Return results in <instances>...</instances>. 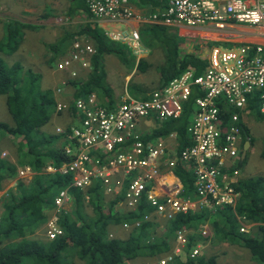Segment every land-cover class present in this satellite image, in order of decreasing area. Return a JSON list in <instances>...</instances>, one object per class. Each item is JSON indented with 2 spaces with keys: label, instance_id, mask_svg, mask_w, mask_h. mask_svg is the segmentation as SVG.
<instances>
[{
  "label": "built area",
  "instance_id": "2783aa9c",
  "mask_svg": "<svg viewBox=\"0 0 264 264\" xmlns=\"http://www.w3.org/2000/svg\"><path fill=\"white\" fill-rule=\"evenodd\" d=\"M84 1L87 11L97 20L112 24L143 22L129 10L125 0ZM149 21L215 33L225 32L237 23L252 27L253 34L264 38V0H165L162 13L150 14ZM104 36L129 49L134 57L144 53L138 33L132 28H112ZM221 46L210 47L201 58L206 61V68L200 75L194 77V70L187 68L144 100L124 94L117 103L104 106L95 93H90L70 102L55 103L54 112H68L72 122L67 128L54 129L56 135L64 138V161L57 167L48 164L44 168V173L67 180L52 198L54 210L44 226L48 241L61 235L58 214L70 208V191H84L93 183H99L104 196H121L117 204L120 209L132 212L143 205L152 209L133 225H123L125 229L138 227L152 216L169 220L189 211L212 213L222 206L235 207L240 195L235 190L239 178L234 166L239 160L242 125L249 114L248 99L256 100L257 112L264 117V43ZM94 53L84 38H74L68 57L56 62L54 69L67 70L69 78H76V71L70 68L87 70L89 57ZM61 91L57 89L56 93ZM191 95L194 98L186 128L188 146L175 155L174 133L143 142L141 128L146 132L150 120L160 124L178 118L181 103ZM177 166L192 175L195 199L180 196L181 185L172 173ZM161 169L168 174H160ZM22 170L29 173L27 168ZM167 175L172 181L165 184L162 180ZM237 225L240 233H247L250 227L243 223V217L238 218ZM201 234H205L204 230ZM185 243L184 233H175L172 255L184 258ZM197 254L198 246H194L188 257L193 259ZM169 260V256L163 257L156 264Z\"/></svg>",
  "mask_w": 264,
  "mask_h": 264
},
{
  "label": "trees",
  "instance_id": "16d2710c",
  "mask_svg": "<svg viewBox=\"0 0 264 264\" xmlns=\"http://www.w3.org/2000/svg\"><path fill=\"white\" fill-rule=\"evenodd\" d=\"M65 9L64 15L69 17L73 9L86 15V21L77 30L67 32L56 44L49 46L51 62L64 55L65 48L61 45L73 36L88 38L95 53L89 57V68L83 78H66V83L74 88L71 100L85 97L90 93H98L108 97L110 90L104 81L103 55H112L121 64L129 66L125 52L117 43L108 40L93 21L83 0ZM147 2V0H138ZM149 13H155L158 7H165L164 0H148ZM150 4L152 6H150ZM49 17L44 15L43 17ZM17 28L6 29L7 39L15 36L26 26L15 23ZM71 28L70 26H68ZM170 28L159 24H143L137 33L141 44L153 50L159 48L163 53L162 64L157 67L158 81L156 89L166 85L170 80L179 77L187 68H192L196 77L206 68V61L193 53L181 55L173 43ZM217 44V43H216ZM229 47L236 44H226ZM7 46H9L7 48ZM4 54L12 53L16 42L9 41ZM3 45L0 50L3 51ZM141 60L137 70L141 67ZM132 68V67H131ZM131 68H128L130 73ZM129 83V82H128ZM127 83V84H128ZM130 95L144 100L148 90L136 89ZM0 95L5 97V107L11 119L10 124L0 122V153L2 141L11 144L10 156L12 163L0 157V190L4 181L13 179L17 168H27L31 173L30 181L25 185L20 180L0 200V264H130L139 260L148 261L156 257H170L165 264H215L214 258L204 259L188 257L198 238V227L209 225L211 237L216 241L248 250L251 258L258 264H264V196L261 179L250 176L240 177L235 190L239 192L238 201L233 209L222 206L214 212L206 210L189 211L187 214H176L169 220L156 222L152 217L138 227L128 229L124 238L108 237L114 226L121 227L131 224L152 211L151 208L138 206L135 211L118 208L121 196L107 197L102 193L99 183H93L84 191L72 189L71 205L67 211L58 214L57 226L61 235L48 241L46 237L36 235L43 233L44 225L54 208L52 196L56 189L65 185L67 180L60 175L43 174L42 169L47 163L57 167L64 161L61 147L64 138L54 133H47L44 126L50 119L55 107L53 93L48 87H42L38 74L24 72L19 64L7 66L0 58ZM194 95L181 103V113L176 119L161 122L143 142L156 138L164 139L168 134L176 136L174 154L177 155L190 144L186 128L193 111ZM107 98V106L112 102ZM249 117L263 120L257 112V102L248 99ZM248 137L249 147L252 138L248 130L242 126ZM264 158V141L261 151ZM242 162L236 163V168ZM173 175L181 185L182 198L195 199L192 187V175L180 166L174 167ZM55 191V193H54ZM235 215L243 217L251 226L247 233L238 232ZM162 235H158L157 228ZM184 233V258L172 255V244L175 233Z\"/></svg>",
  "mask_w": 264,
  "mask_h": 264
},
{
  "label": "rangeland",
  "instance_id": "374dc122",
  "mask_svg": "<svg viewBox=\"0 0 264 264\" xmlns=\"http://www.w3.org/2000/svg\"><path fill=\"white\" fill-rule=\"evenodd\" d=\"M75 3H80V1L72 0L69 1L68 4L67 0H0V46L3 45L2 49H4L9 41L16 42V46H15L16 49L13 51V53L0 54V58L2 59L3 63L7 66H10L12 64H19L21 68L24 70V72L29 71L31 73L38 74L41 86L45 88L48 87L50 89V87H52L53 85L50 81V76L48 75V69L50 68L47 62H45L44 64V60L41 59V55H43V52L49 46L56 44V41L61 39L64 36V34L52 29L37 28V26H35L39 24L37 23L38 21L37 17L43 13L46 15H51V17H48L51 19L53 18L52 15H54V18H56L57 20H54L53 22L57 23V25H63L61 29H65L64 27L65 26L68 27L69 25L71 27L74 25V24L72 25L71 22L75 21L79 23V21L78 19H73L72 21L69 20L64 15V10L68 6H70L71 8V6H73ZM6 11L11 12L13 15H10V13H7ZM19 11H20V15H19ZM72 14L73 16L79 15L78 11L75 9H73ZM17 16L19 18L18 21H28V23L32 25V27L30 28L26 27L22 30H19L15 36H13L11 39H7L6 25L9 22L8 20H12L13 17H17ZM65 18H67L66 21L64 20ZM47 24H50V22H47ZM232 26L244 28V30H246V34H249V36H247L248 38H251L252 40H254V42L260 41L258 37L254 36L252 27L237 23H233ZM169 31L171 32L172 35L171 37H169V39L176 45L178 44V48L176 47V49L178 53H180L181 49H183L184 44H186V41L182 39V37L179 38L177 35H175L176 29L170 28ZM180 31L181 33L183 32V34L188 33L190 35L196 32L195 29H188V30L181 29ZM243 36L241 35V33L239 34V32L233 31L231 29L228 32L226 30L224 32L223 37H221L220 40H222L221 41L222 45L225 43L238 44L243 42V41H239V38ZM188 41L195 43L196 39L191 38ZM198 43L202 45V48L198 47L195 51H193V53L197 54V56L199 55L201 57H204L208 52L207 44L203 41H198ZM215 46L222 47L220 44H217ZM188 48H189L188 50H192L193 45L190 44ZM156 51L154 52L152 51L151 55L147 57V61H150V63L149 66L145 68L143 74L139 73L138 70L131 71V73H133L134 78L136 76L141 77L143 79V85L147 88H151V90H154L155 87H157V81H158V75L157 72L154 70V66L157 63L161 62L159 58L160 53L159 51H157L159 54L158 56ZM128 65L130 64L128 63ZM103 67H104V71H106L108 74V81L111 84V87L115 91L120 92L122 89V83L120 82H122V76L126 74L124 68L120 66L118 63H116L113 60L112 56L103 59ZM131 67H133L132 64L127 68H131ZM113 71L121 72L122 73L121 78L116 77V74H112ZM65 72L68 71L66 70ZM64 74H65L64 78H67L68 74L67 73ZM84 74L85 72L82 74V77L84 76ZM125 85L126 84H124V86ZM131 86L132 85L130 84L129 86L130 92L134 93L133 92L134 89L131 88ZM54 89L55 88L51 90L52 93L54 92ZM59 89L62 90L63 88H59ZM62 92H64V90ZM68 97H70V94L68 95ZM101 103L102 105L105 104L103 101H101ZM67 116H69V118ZM50 117H53V120L52 121L49 120L48 123L44 126V129L46 130V132H51L54 134H55L54 131L55 127L67 128L68 122H72V116L66 111L60 113H55L53 111ZM0 122L6 124L11 123V119L5 107V97L3 95H0ZM245 124L249 136L252 138V145L248 147L245 154V158L239 166V173L246 177L250 176L254 179L255 178L261 179L263 185V196H264V158L261 157V151L264 141V119L257 120L255 118L246 116ZM157 125L158 122L150 120L148 131H151ZM140 131L143 134H146V132L142 128L140 129ZM2 143L3 144H2L0 157L12 163L13 161L11 157H9L12 146L10 143L5 141H2ZM167 144L170 145L171 142H167ZM16 173L17 176H14L13 179H9L3 182L0 190V200L2 196H5V194L12 187L16 185L17 180H20L25 185L30 181L31 178L30 172L27 173L26 171L24 170L21 171L20 168H17ZM159 173L168 174V171L161 169ZM162 181L165 182V184H167L170 183L172 179L169 175H167ZM57 191L58 189H56V192ZM156 192L158 194L161 193L160 190H156ZM158 219H155V221L161 223V219L159 220ZM202 230H204L205 232L204 235L201 234ZM127 231L128 229L120 228L119 226H114L110 231V236L111 237L115 236L117 238H124L126 236ZM209 231H210L209 225L207 227L205 225H203L202 227H198L197 234L199 235L196 242L202 245V249H201L202 255H204L205 257L213 256L215 258L214 259L215 264H258L251 258L248 250L240 249L236 246H231L228 245L227 243L216 241L213 238H209L210 240L209 239L203 240V238L209 234ZM156 232L158 235H162L161 233L162 231L160 227L156 229ZM36 235L45 237L44 229H43V233H37ZM172 247H174V243L172 244ZM198 252H199V248H198ZM162 258L163 257H156L155 259L153 258L152 260L148 261L150 263H145L147 261L139 260L138 262L132 264H155L158 259H162ZM181 260H183L182 257ZM76 263L82 264L81 262L78 261ZM123 264H130V263L124 262Z\"/></svg>",
  "mask_w": 264,
  "mask_h": 264
},
{
  "label": "crops",
  "instance_id": "0c3cea01",
  "mask_svg": "<svg viewBox=\"0 0 264 264\" xmlns=\"http://www.w3.org/2000/svg\"><path fill=\"white\" fill-rule=\"evenodd\" d=\"M69 1H72V0H67V2H68V4H69ZM84 1V0H83ZM165 1V0H164ZM85 2V1H84ZM147 3H150L148 0H147V2H140V1H138V0H125V4L128 6V8H129V10L133 13V14H135V15H139V17H141V18H143V22L142 21H138V22H134V21H128V22H126V23H124V24H112L111 22H108V21H105V20H97V19H95V18H93V17H91L90 16V21L92 22L93 21V23L94 24H96L97 25V27L103 32V34H104V32H106V31H108V30H110V29H112V28H117V29H122V28H132L133 30H135L136 32L138 31V29H140L141 28V25H143V24H153L151 21H149V15L150 14H154V13H149V5H147ZM150 6H152L151 4H150ZM69 7V6H68ZM67 7V8H68ZM66 8V9H67ZM165 7H158V8H156L154 11H155V13H162V11H163V9H164ZM65 11V10H64ZM7 13H10V15H13L11 12H8V11H6ZM78 13H79V11H78ZM19 15H20V11H19ZM45 14H40L38 17H37V19H38V21H37V23H39V24H37V25H35V26H37V28H40V29H52V30H56V31H58V32H61V33H63V30L61 29V27L63 26V25H57V23H54L53 21L54 20H57L56 18H54V15H52V17L53 18H48V16L47 17H43ZM49 17H51V15H49ZM69 20H73V19H78V21H79V23L78 22H71V24L73 25V26H71V28H69V27H67V26H65L64 28L67 30V32H71V31H75V30H77V28H78V26H80V25H82L83 23H85V21L87 20L86 19V15L85 14H79V15H77V16H73V14L71 15V16H69V17H67ZM67 18H65V19H67ZM15 19V20H14ZM64 19V20H65ZM80 19V20H79ZM19 20V18H18V16L17 17H13L12 18V20H8L9 22H8V24L6 25V29H13V28H17V26L15 25V23H18V24H21V25H24V26H26V27H32V25H30L29 23H28V21H18ZM6 22V21H5ZM4 22V23H5ZM47 22H50V24H47ZM154 24H159V25H162V24H160V23H154ZM12 26V27H11ZM70 26V25H69ZM162 26H164V25H162ZM26 27H24V28H26ZM165 27H167V28H172V29H176V33H175V35H177L179 38H181L182 37V39H184L185 41H186V44H184V46H183V49H181V55H183V54H186V53H193V51H195L198 47H200V48H202V45L201 44H199L198 43V41H203V42H205L206 44H207V49L209 50V48L210 47H213V46H215V45H217V44H221L222 42V40H220L221 39V37H223V35H224V32H222V33H215V32H212V31H210V30H207V29H204L203 31H198V30H195L196 32L194 33V34H192V35H190V34H188V33H184L183 34V32L181 33V29H183V30H188V29H185V28H182V27H168V26H165ZM24 28H21L20 30H22V29H24ZM233 30V31H236V32H239V34L241 33V35L243 36V37H240L239 38V41H243V42H251V43H264V38H262V37H258L257 35H255L254 34V36H256V37H258L259 39H260V41L259 42H254V40H252L251 38H248L247 36H249V34H246V30H244V28H240V27H233V26H230L228 29H227V32L228 31H230V30ZM253 32H254V30H253ZM243 33V34H242ZM6 35L8 36V34L6 33ZM74 38H84L89 44H90V42H89V40H88V38L87 37H85V36H73V38L72 39H70V40H66L65 42H63V44L61 45V47H62V49H64L65 48V50H64V52H65V54L64 55H60L59 57H58V59L56 60V62H58L59 60H61V59H63V58H65V57H67V55H68V52H69V50H70V46H71V43H72V41H73V39ZM191 38H194V39H196V42L195 43H192V42H190V41H188L189 39H191ZM59 40H61V39H59ZM220 41V42H219ZM57 42V41H56ZM242 42V43H243ZM217 43V44H216ZM193 45V48H192V50H188L189 48H188V46L189 45ZM211 44V45H210ZM141 46L143 47V49H144V53L143 54H141V55H139L138 57H134L133 55H131V52H130V50L129 49H127L126 47H123V46H121V48H122V50L125 52V55H126V58H127V63H129L130 65L132 64L133 65V67L131 68V71H134V70H137L136 68H137V64H138V62L139 61H141V60H144V62L142 61V63H141V67H147V66H149V63H150V61H147V57H149V55H151V53H152V51L154 52V51H159V53H160V56H159V54H158V52H157V55L159 56V58H160V60H161V62L160 63H157L155 66H154V70L157 72V67H159L163 62H162V58H163V53H162V51L159 49V48H155V49H153V50H149V49H147V48H145L142 44H141ZM9 46H7V48H8ZM15 49H16V47H15ZM14 49V50H15ZM3 52H5V49H3V51H1L0 50V54H4ZM13 53V52H12ZM8 54H11V53H8ZM193 54H195V53H193ZM195 55H197V54H195ZM48 56V57H47ZM112 55H103V57H102V64H103V59L104 58H107V57H111ZM157 56V57H158ZM113 57V56H112ZM50 58H53L52 56H51V51H44L43 52V55H41V59H43L44 60V64H45V62H47L48 63V66H49V68L50 69H48V75L50 76V81H51V83L53 84L52 85V87H50V90H53V88H55L54 89V92H53V96H54V100H55V103L56 102H70L69 100H71V95H72V93H73V91H74V88L72 87V86H70V85H68L67 83H66V78H64L65 77V74L64 73H67L68 74V72H58V71H56L55 69H54V65H55V63L56 62H51L50 61ZM113 60L116 62V63H118L120 66H122L123 68H124V70H125V72H126V74L125 75H123L122 76V82H120V83H122V89H121V91L119 92V91H115L112 87H111V84L109 83V81H108V74H107V72L106 71H104V72H106L105 74H104V81H105V84L107 85V87L109 88V90H110V93H109V95H108V97H104V96H100L98 93H95L96 94V96L98 97V100H99V102L101 103V101H103L104 103H107V98H109L110 100L109 101H111L112 102V104H115V103H117L118 101H119V99L124 95V94H127L128 96H130V97H132V98H134V99H138V98H135V97H133V96H131L130 95V88H129V86H130V84L132 85L131 86V88H133L134 90H136V89H145V90H148L149 92L147 93V94H149L151 91H153V90H151V88H147V87H145L144 85H143V79L141 78V77H138V76H136L135 78H134V76H133V73H131V71H130V73L128 72V68L127 67H129V66H126V65H123V64H121L115 57H113ZM157 66V67H156ZM104 68V67H103ZM127 68V69H126ZM145 68H144V70L142 69L141 71H138L139 73H141V74H143V72L145 71ZM70 70H75L76 71V73H77V76H78V78H83L82 77V74L84 73V72H86V70L85 69H80V68H77L76 66H72L71 68H70ZM79 71H81V72H79ZM112 74H116V77H118V78H121V72H114L113 71V73ZM64 75V76H63ZM157 75H158V72H157ZM76 76V77H77ZM159 77V76H158ZM67 78H68V76H67ZM129 82V83H128ZM128 83V84H127ZM135 83H137V84H135ZM142 83V84H141ZM63 84V85H62ZM124 84H126L125 86H126V88H125V86H124ZM158 84V83H157ZM53 86H55V87H53ZM124 86V87H123ZM59 88H63L62 89V91L64 90V92H62L61 91V93H59V94H57L56 93V90L57 89H59ZM155 89H156V87H155ZM154 89V90H155ZM70 94V97H68V95ZM73 100V99H72ZM140 100V99H139ZM101 105H102V103H101ZM106 104H104V106H105ZM107 106V105H106ZM108 106H110V105H108ZM68 118H69V116H67ZM49 120H53V117H50V119ZM48 123V122H47ZM69 123L70 122H68V126H69ZM246 126V125H245ZM56 128V127H55ZM54 128V129H55ZM46 131V130H45ZM47 133H51V132H47ZM48 164H50V163H47L46 165H48ZM45 165V166H46ZM45 168V167H44ZM44 168L42 169V173L44 174ZM46 174V173H45ZM15 176H17V173L15 174ZM240 177H246V176H244V175H242V174H240ZM56 191V190H55ZM55 191H54V193H55ZM53 197V196H52ZM235 217V221H236V223H237V220H238V218H239V216H237V215H235L234 216ZM155 219H158V218H156L155 217ZM159 220V219H158ZM162 220V219H161ZM243 223L246 225V226H248L249 224H247L246 222H245V219L243 218ZM206 227L208 226L207 224H204ZM209 238H212L211 237V231H209V234L207 235V236H205L204 238H203V240L204 239H209ZM210 240V239H209ZM215 240V239H214ZM224 243V242H223ZM195 246H198V248H199V252H198V254H197V256L196 257H200V258H204V259H206V260H208V259H211V258H214L213 256H208V257H205L204 255H202V251H201V249H202V245L201 244H199L198 242H196V244H195ZM201 251V252H200ZM215 259V258H214Z\"/></svg>",
  "mask_w": 264,
  "mask_h": 264
},
{
  "label": "clouds",
  "instance_id": "9594fccd",
  "mask_svg": "<svg viewBox=\"0 0 264 264\" xmlns=\"http://www.w3.org/2000/svg\"><path fill=\"white\" fill-rule=\"evenodd\" d=\"M243 43H246V42H243ZM243 43H238V44H236V46H238V45H241V44H243ZM251 43V42H250ZM226 44H233V43H225V44H223V45H226ZM220 45H222V43L220 44ZM232 47H234V46H232ZM198 57L199 58H204V57H201V56H199L198 55ZM248 117H249V114L247 115ZM246 124H244V125H242V126H245ZM148 132V133H147ZM244 132H243V130H242V133H241V147H240V153H241V150H242V147H243V143H244V136H246L245 135V133L243 134ZM147 134H149V131H148V129H147V131H146V134H144V135H147ZM247 141H248V137H247ZM248 144H249V142H248ZM249 147V146H248ZM248 147H247V149H248ZM247 149H246V151H247ZM246 151H245V154H246ZM240 153H239V160L237 161V162H243V160H244V158H245V155H244V157H243V159H240ZM236 162V163H237ZM234 169H236L237 171H238V178L240 179V173H239V169H237L236 168V165L234 166ZM239 179H238V181H239ZM52 202H53V199H52ZM152 217H154V216H152ZM151 217V218H152ZM155 218V217H154ZM151 220V219H150ZM149 221V220H148ZM129 225V224H128ZM131 225V224H130ZM250 225V224H249ZM45 226V225H44ZM251 226V225H250ZM131 227H133V226H131ZM131 227H129V228H131ZM120 228H123V225L120 227ZM129 228H126V229H129ZM125 229V228H124ZM110 235V234H109ZM109 235H108V237H109ZM111 237V236H110ZM173 243H174V241H173ZM156 264V263H155Z\"/></svg>",
  "mask_w": 264,
  "mask_h": 264
},
{
  "label": "water",
  "instance_id": "95a60500",
  "mask_svg": "<svg viewBox=\"0 0 264 264\" xmlns=\"http://www.w3.org/2000/svg\"><path fill=\"white\" fill-rule=\"evenodd\" d=\"M244 134V133H243ZM244 143H243V147L240 153V159H243L244 155H245V151L247 149V147L249 146L248 141H247V136H244Z\"/></svg>",
  "mask_w": 264,
  "mask_h": 264
}]
</instances>
